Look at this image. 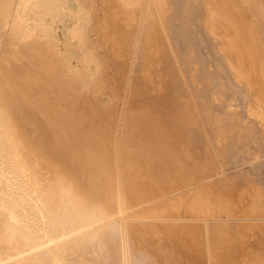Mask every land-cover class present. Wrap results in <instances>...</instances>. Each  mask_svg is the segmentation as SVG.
I'll list each match as a JSON object with an SVG mask.
<instances>
[{"label": "bare ground", "instance_id": "6f19581e", "mask_svg": "<svg viewBox=\"0 0 264 264\" xmlns=\"http://www.w3.org/2000/svg\"><path fill=\"white\" fill-rule=\"evenodd\" d=\"M0 264H264V0H0Z\"/></svg>", "mask_w": 264, "mask_h": 264}]
</instances>
